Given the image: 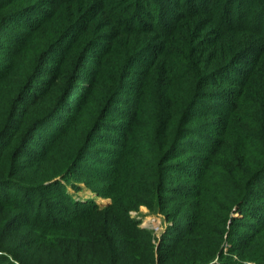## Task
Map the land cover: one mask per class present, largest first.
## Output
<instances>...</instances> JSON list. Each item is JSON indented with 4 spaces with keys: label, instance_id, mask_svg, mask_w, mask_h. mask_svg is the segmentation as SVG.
I'll use <instances>...</instances> for the list:
<instances>
[{
    "label": "trees",
    "instance_id": "16d2710c",
    "mask_svg": "<svg viewBox=\"0 0 264 264\" xmlns=\"http://www.w3.org/2000/svg\"><path fill=\"white\" fill-rule=\"evenodd\" d=\"M86 168L111 204L70 195ZM141 206L173 221L160 245ZM249 263L264 0H0V264Z\"/></svg>",
    "mask_w": 264,
    "mask_h": 264
},
{
    "label": "rangeland",
    "instance_id": "374dc122",
    "mask_svg": "<svg viewBox=\"0 0 264 264\" xmlns=\"http://www.w3.org/2000/svg\"><path fill=\"white\" fill-rule=\"evenodd\" d=\"M103 153H100L98 159L103 161L102 157ZM100 163L91 160L88 162L89 169H96L99 167ZM88 168V167H87ZM85 169L84 172H80L79 175L72 174L69 176L71 182H65L66 186H68V191L71 196H73L77 201L80 202H90L95 201L101 207L111 204V199L104 196V194L100 193L102 188L107 187L108 181H100L96 180L95 176L89 173V171ZM98 190L99 192H95ZM183 209L182 214L180 216L182 219L188 215V210L185 204L179 203ZM131 218L141 222L142 228H147L151 230L155 235V244L160 245L166 232L170 231L174 227L173 221H169L164 213L160 211L153 212L146 206H141L138 209L131 212ZM250 264V263H249Z\"/></svg>",
    "mask_w": 264,
    "mask_h": 264
}]
</instances>
